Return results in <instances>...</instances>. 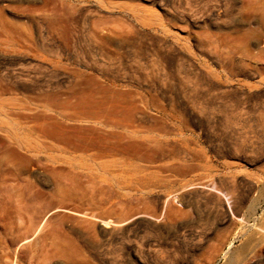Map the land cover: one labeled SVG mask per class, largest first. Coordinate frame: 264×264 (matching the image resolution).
<instances>
[{"label":"rangeland","instance_id":"obj_1","mask_svg":"<svg viewBox=\"0 0 264 264\" xmlns=\"http://www.w3.org/2000/svg\"><path fill=\"white\" fill-rule=\"evenodd\" d=\"M239 14L227 0H0V127L51 107L57 124L165 126L180 148L47 197L12 264H264V34ZM17 150L0 135V199ZM50 178L35 184L49 192Z\"/></svg>","mask_w":264,"mask_h":264},{"label":"bare ground","instance_id":"obj_2","mask_svg":"<svg viewBox=\"0 0 264 264\" xmlns=\"http://www.w3.org/2000/svg\"><path fill=\"white\" fill-rule=\"evenodd\" d=\"M227 2L236 4L238 13L239 12L241 13L239 14V16H241L240 18L243 21H245V23L247 22L250 24L251 23L254 24L255 26L252 27V30L256 27L257 30L256 28L254 29L256 30V34H259L258 33L259 30L263 31V34H264V0H227ZM242 30L240 32H244ZM252 30L250 29V32ZM253 32L254 31H252L251 33ZM244 34L243 36L245 38L240 37V39L242 38V40H245L246 36L248 37L250 33L246 36ZM256 34H252L253 36L255 35L254 38L256 37ZM236 38H237V35H236ZM257 38L258 37H256V39ZM238 40L236 41L237 44L239 42ZM245 42L247 43V40ZM246 43H244V45ZM246 45L244 48H246ZM226 46L228 47V45ZM252 55L253 54H251V56ZM223 57H225V55L224 56L222 55V58ZM227 57H229V54ZM228 59L229 61L227 60L228 62L225 65L228 68V71L230 72L234 70V60H232V58L231 59L228 58ZM243 61H241V64L244 65L243 67H241L242 70L244 68V69H247L249 72H254V68H252L251 65L247 64V62L243 63ZM256 69L257 68H255V70ZM166 100L168 104L172 106L175 101V98L172 94H168V96L166 97ZM178 107H179L178 111H181L182 109H184L182 103H179ZM48 110H49L48 114L43 119L40 116H38L40 119H42L40 121L32 120L29 118L25 120L18 119L10 128L0 127V135L4 137V139L7 141L8 144H11L14 147L19 149V151L17 150L19 153L16 151L17 154L15 157L16 159L15 161H17L18 166H19L17 168L18 170L15 172L14 171L11 172V177H9L8 185H6V190H5L6 192L3 195V197L0 199V228L2 230L1 233L3 236L1 240V242H3V244H1L2 245L1 250L3 252L2 253L3 257L5 258V264H8V262L10 264L13 263L14 259L12 258V252L14 250V247H12V245L18 244L21 240H23L25 233L31 230L33 233L34 231L38 229V226L39 224H41L40 222L44 214L49 210L48 205L51 204L50 201L46 200L47 197H51V198L58 197L59 201H61L62 199H72L74 196L73 189H76L73 187V185H78L79 183H81L82 179L79 180V177L81 176L86 177V178H93L94 177L93 174H95L93 171H91L93 169L99 172L100 171L104 172V171L114 170V168L118 169L122 165H126V164H128V166L129 165L131 166L134 161L151 162L156 159L172 157L173 155L178 153L180 149L178 148V146L176 147L174 145H170V142L168 141V139L163 138L164 135L171 133L169 128H166L165 126H160V127H142L141 126L139 127V126H132V124L130 125L129 123H127L126 125L124 124L126 122L124 123L122 121L118 122V120H111L110 122H113V123H109L108 120L110 119H108L107 122L105 121V123L102 122L103 125H101L100 123V126L99 124L96 126L95 125L93 126L91 125L89 126L87 125L86 126L84 125L83 126L82 125H63V124H57L54 121L53 115L51 112L53 109H51V107H48ZM235 112L237 113V110ZM171 117L173 118V116H170V118ZM224 118H227V117H224ZM173 119H175L176 121V123L174 122L176 126H180L181 124L185 122L182 118L176 117ZM217 121L222 122V119L221 120L217 119ZM249 121L250 123L252 122L251 120ZM116 122L120 124H117ZM206 122L207 121H205V123ZM209 122L211 121H208V123ZM229 123L230 122H228V124ZM40 153L44 155L40 156ZM32 158L34 160H32ZM142 164L143 163H141V165H138V166L143 167L144 164L143 165ZM134 166H135L134 167L135 169L136 165ZM84 170H87V171H84ZM48 176L52 177L50 179H52L53 181L52 182L53 184H51L53 187L52 188L51 186L48 187L49 189L51 188L50 191L45 192L44 190L39 188L37 184H35V181L39 182L40 179L43 180L46 178V182H47ZM78 180L80 182H78ZM76 181L78 182V184H76ZM83 182L84 180L82 181L81 184H79V186L84 187V185H82ZM89 184H85V185L87 186ZM93 185H95V182ZM79 186L77 187V189H79L78 191H80L81 189V187ZM83 189L87 190V188H83ZM83 189L82 191H84ZM113 221H115V219ZM86 233H89V232L87 231ZM87 236L89 237L90 235H87ZM94 236H97V235L94 234ZM88 239L89 238H87V240ZM95 239L96 238H94V240ZM64 240L63 241L66 243L67 238ZM41 243H42L41 247L45 249L44 251L46 252L48 251L50 253H54V252L63 250L65 252V253L62 252L64 256L62 254H59V255L63 256V259H65V254H66L65 250L67 249L65 250L62 249L63 248L62 246H58V243L52 242V240L47 241L46 239H43ZM48 246L49 248H47ZM50 246H54V248L53 247L50 248ZM60 247L62 248L60 249ZM68 247L69 246H67V248ZM52 248L53 250L55 249V251H52ZM74 250H75V246H74ZM68 251L72 252L71 249ZM46 254L47 255L45 256L47 257L50 256L48 255V253ZM41 258L43 257L41 256ZM45 259L48 260L47 258ZM228 262H231V258L228 259L227 263Z\"/></svg>","mask_w":264,"mask_h":264}]
</instances>
